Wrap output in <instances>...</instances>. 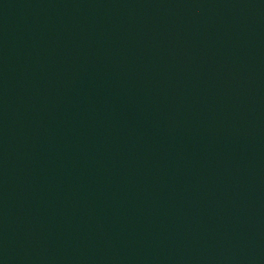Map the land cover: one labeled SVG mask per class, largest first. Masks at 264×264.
Here are the masks:
<instances>
[{"label":"water","instance_id":"1","mask_svg":"<svg viewBox=\"0 0 264 264\" xmlns=\"http://www.w3.org/2000/svg\"><path fill=\"white\" fill-rule=\"evenodd\" d=\"M0 264H264V0H0Z\"/></svg>","mask_w":264,"mask_h":264}]
</instances>
